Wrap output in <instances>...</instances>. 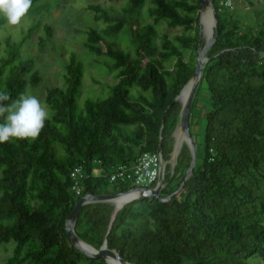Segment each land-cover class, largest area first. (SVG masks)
I'll return each instance as SVG.
<instances>
[{
	"label": "trees",
	"instance_id": "obj_1",
	"mask_svg": "<svg viewBox=\"0 0 264 264\" xmlns=\"http://www.w3.org/2000/svg\"><path fill=\"white\" fill-rule=\"evenodd\" d=\"M41 1L32 0L31 7ZM109 1L124 5L87 4L86 9L106 25L86 29L84 45L117 70L119 80L110 95L89 99L79 109L84 64L72 53L66 60L68 87L48 90L46 104L54 113L40 136L34 142L0 143V245L16 243L10 264H108L72 244L65 228L69 214L87 193L132 189L109 182L114 166L133 164L141 153L157 152L160 144L165 160L173 152L182 110L175 99L196 66L186 60L178 44L197 50L199 33L177 35L175 41L159 36L155 25L145 21L143 10L154 23L167 20L172 28L198 31L200 2ZM214 6L219 34L207 54L196 94H204L206 100L202 158L197 156L192 175L185 180L192 152L184 144L174 174L170 175L168 164L165 175V182L180 176L176 187L167 183L159 198L127 203L113 221L112 203H88L76 221L80 239L97 249L107 241L108 248L119 250L133 264H251L250 257L264 259V14L254 10L251 20L244 21L231 11L235 5L230 9L214 2ZM6 23L0 14V30ZM39 27L40 22L33 23L20 43L11 36L0 41L7 47L0 58V91L11 97L4 104L41 83L34 62L21 56V44ZM44 30L41 47L53 36L48 23ZM123 32L130 34L133 50L109 39ZM135 87L138 91L132 92ZM195 104L196 99L190 126L198 117ZM191 135L197 150L192 131ZM78 165L83 167L80 196L72 190L71 179ZM145 211L156 227L135 228V220Z\"/></svg>",
	"mask_w": 264,
	"mask_h": 264
},
{
	"label": "rangeland",
	"instance_id": "obj_2",
	"mask_svg": "<svg viewBox=\"0 0 264 264\" xmlns=\"http://www.w3.org/2000/svg\"><path fill=\"white\" fill-rule=\"evenodd\" d=\"M90 3H96L106 7L115 6L117 8L124 5V1L109 0H42L34 7H30L18 25L11 26L6 23L0 30V41H4L7 36H11L15 42L20 43L28 28L33 23L40 22V27L33 33L32 37L21 44V56L24 60L31 59L34 62V70L38 71L42 77L41 83L37 87L28 86L27 94L36 96L42 102L49 113V117H52L54 112L46 104L48 90L55 87L64 89L68 87L66 80V60L72 53H77L84 64L83 86L78 96L79 109H84L86 101L89 99H102L108 97L111 93V86L119 80L116 75L117 70L107 67L103 63L102 58L97 57L96 54L89 51L84 45V40L87 38L86 29L95 27L101 30L106 25L103 21H97L94 12L86 9L87 4ZM149 3V0H147V5ZM254 10L261 11L264 14V0H235V7L231 11L235 15H238L241 20L249 21L252 18ZM143 13L145 21L155 25L159 36L166 35L173 41H175L177 35H195L196 32L199 33L200 37L201 30L203 34V30L209 32L210 29L213 30L214 26V19L210 10L203 15L204 17H201L200 13L201 19L199 20L198 31L186 30L182 26L172 28L169 26L167 20L154 23L153 17L150 16L146 8L143 10ZM45 23H48L52 27L53 36L47 41L46 46L41 47L40 37H46V32L44 30ZM109 39L115 40L123 47L133 50V44L128 32H123ZM205 42L206 38H203L202 44L204 45ZM178 46L183 50L186 60L196 65L199 43L197 50L184 49L183 46L179 44ZM6 54L7 47L5 43H1L0 58L4 57ZM136 91H138V88L135 87L132 89V92ZM205 91L206 89L204 87L201 88V92ZM196 94L195 96H197V98L194 97V99H196L194 110L198 119L195 118V121L192 119L193 124L190 128L197 141V156L201 160L203 152L201 142L203 130L202 106L206 99L204 94ZM176 133L177 131L174 134L175 144L177 143ZM184 144H187V142L185 141ZM173 153L174 152L171 153L170 159L168 160L170 164V175L174 174L178 162V157L175 159ZM0 177H2V167H0ZM177 177L180 176L178 175ZM176 178L170 182L167 180L166 183L170 184L172 187H176L180 179ZM112 190V188H109L110 193H114ZM125 190L128 191L129 188ZM181 190L182 185L175 193L179 194ZM2 194L3 190L0 189V196ZM142 198L146 197H139L135 200H140ZM31 203L34 205L37 201L31 199ZM144 225H150L153 228L156 227V223L148 211H145L144 216L135 220L134 227L138 228ZM15 247V242H8L0 245V264H10L9 260L14 255ZM249 261L251 264H264V259L261 256L250 257ZM20 264L28 263L24 262Z\"/></svg>",
	"mask_w": 264,
	"mask_h": 264
},
{
	"label": "water",
	"instance_id": "obj_3",
	"mask_svg": "<svg viewBox=\"0 0 264 264\" xmlns=\"http://www.w3.org/2000/svg\"><path fill=\"white\" fill-rule=\"evenodd\" d=\"M200 2V13L202 15V13L206 10V9H210L214 18V32H213V36L211 37V39L207 40L203 46V51L202 53H200V49L202 47V43H203V34H202V30L200 33V37H199V52L197 54V61H196V66H195V72L193 77L190 79V81L183 87V89L181 90V92L179 93V95L176 97V101H180L179 98L182 94V92L184 91V89L190 85V91L188 94V97L185 101V103H182V110H181V115H180V121L179 124L175 130V132L180 128L182 130L183 133H185V135L187 136V145L190 147L191 152H192V161L190 164V167L187 169L186 172V179L192 175L195 166L197 164V150H196V146L193 140V137L191 135V128H190V115H191V110H192V105H193V100L195 97V94L197 92V89L199 87V84L202 80L203 77V71L205 68V64L206 62L209 60V57L207 56L209 50L212 48L213 44L215 43L216 39H217V35L219 34V30H218V16H217V12L214 6V3L211 0H199ZM201 24V23H200ZM216 32V34H215ZM204 60H206V62L204 63ZM174 132V134H175ZM176 146V144H175ZM175 146L173 149V152L175 150ZM158 151H162L161 150V144L159 146V150ZM184 184V182L182 183V185ZM133 190H136L139 192L140 196L139 197H155V198H159L162 192V187L161 185L158 188H147V187H141V188H137V189H131L128 192L125 193H121V192H115V193H103V194H92V193H87L85 195H83L75 204L74 209L72 210V212L69 214L68 218H67V222L65 225L66 231L69 235L70 241L72 242V244L80 249L84 254H86L88 257L90 258H105V260L107 261L108 264V257H114L115 259H117L121 264H133L128 262L127 260H125V258L122 256L121 252L119 250H114V249H110L107 246V241H105V243L99 248H95L94 246L86 243L85 241L81 240L79 238V236L76 233L75 230V225H76V221L77 218L80 215L81 212V208L88 204V203H95V202H110L112 203V200L117 198L120 195L123 194H127L132 192ZM171 197V196H169ZM125 206V205H124ZM123 206V207H124ZM122 207V208H123ZM118 212V210H114V214H113V218L112 221L115 219L116 213ZM82 243L88 245L91 249H85L82 246Z\"/></svg>",
	"mask_w": 264,
	"mask_h": 264
},
{
	"label": "clouds",
	"instance_id": "obj_4",
	"mask_svg": "<svg viewBox=\"0 0 264 264\" xmlns=\"http://www.w3.org/2000/svg\"><path fill=\"white\" fill-rule=\"evenodd\" d=\"M32 5V0H0V14L11 26L18 25ZM227 6H231L228 0ZM11 97L0 91V143L11 139H27L34 142L45 127L49 113L42 102L34 95L21 93L19 98L10 104Z\"/></svg>",
	"mask_w": 264,
	"mask_h": 264
},
{
	"label": "built area",
	"instance_id": "obj_5",
	"mask_svg": "<svg viewBox=\"0 0 264 264\" xmlns=\"http://www.w3.org/2000/svg\"><path fill=\"white\" fill-rule=\"evenodd\" d=\"M217 2L222 7L232 9L235 0H231V6H227L228 0H211ZM168 160H165L162 151L143 152L133 164H119L114 166L109 172L108 180L111 184L130 185L132 189L141 187L158 188L162 190L166 187L165 175L167 172ZM96 174L99 169L94 170ZM83 177V167L78 165L71 171L72 190L76 196L82 194L81 183ZM131 190V189H130ZM128 192V191H127ZM132 192H138L133 190ZM165 200V199H163Z\"/></svg>",
	"mask_w": 264,
	"mask_h": 264
},
{
	"label": "bare ground",
	"instance_id": "obj_6",
	"mask_svg": "<svg viewBox=\"0 0 264 264\" xmlns=\"http://www.w3.org/2000/svg\"><path fill=\"white\" fill-rule=\"evenodd\" d=\"M209 10H210V9H206V10L202 13L201 17H202L204 14L208 13ZM210 11H211V10H210ZM211 13H212V12H211ZM208 15H209V14H208ZM212 16H213V15H212ZM201 17H200V19H201ZM203 17H204V16H203ZM213 19H214V18H213ZM201 26H202V24H201ZM213 28H214V26H213ZM213 32H214V29H213V30L210 29L209 32L203 30V38H206V41L209 40V39H211V37L213 36ZM203 46H204V45H202V47H201V49H200V53H202V51H203ZM205 62H206V60H204V63H205ZM189 91H190V85H188V86L184 89V91L182 92V94H181V96H180V98H179V100H180L182 103H185V101H186V99H187V97H188ZM176 137H177V143H176L175 150H174V153H173L175 159L178 157V155H179V153H180V151H181V148H182L184 142L187 141V136L185 135V133L182 132V130H181L180 128L177 130ZM139 196H140L139 192H130V193H127V194L120 195V196H118L117 198L113 199V200H112V203L114 204L115 209L119 211L120 209H122V207H123L124 205H126L127 203H129V202H131V201H133V200H135V199H138ZM82 246H83L85 249H88V250L91 249L88 245H86V244H84V243H82ZM108 261H109L110 263H114V264H121V263H120L117 259H115L114 257H108Z\"/></svg>",
	"mask_w": 264,
	"mask_h": 264
}]
</instances>
